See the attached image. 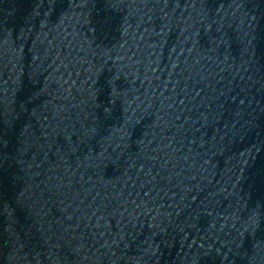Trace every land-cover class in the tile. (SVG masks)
<instances>
[{
    "label": "water",
    "instance_id": "water-1",
    "mask_svg": "<svg viewBox=\"0 0 264 264\" xmlns=\"http://www.w3.org/2000/svg\"><path fill=\"white\" fill-rule=\"evenodd\" d=\"M0 264H264V0H0Z\"/></svg>",
    "mask_w": 264,
    "mask_h": 264
}]
</instances>
